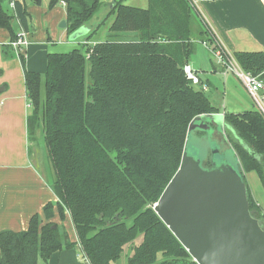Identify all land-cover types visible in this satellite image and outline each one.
<instances>
[{
	"label": "trees",
	"instance_id": "obj_1",
	"mask_svg": "<svg viewBox=\"0 0 264 264\" xmlns=\"http://www.w3.org/2000/svg\"><path fill=\"white\" fill-rule=\"evenodd\" d=\"M13 1L11 12L0 3V28L10 41L16 38L13 19L24 31L30 27L25 0ZM61 1L68 34L101 5L49 0L48 7ZM123 1H114L108 13L114 18L110 30L135 32L137 40L115 34L85 43V51L48 53L43 74L23 68L27 133L31 140L42 128L58 200L31 215L25 230L0 231V264L47 262L53 252L75 245L90 264H120L122 256L124 264H197L152 206L179 166L191 120L218 112L182 70L194 38L211 44L214 39L203 24L195 26L198 17L189 0H148L145 9ZM232 55L264 82V50ZM19 58L24 67L21 53ZM223 121L232 130L225 129V136L245 182L250 215L264 230V212L245 177L255 172L264 191V113L256 107L226 111ZM55 210L61 220L69 212L77 244L52 221Z\"/></svg>",
	"mask_w": 264,
	"mask_h": 264
},
{
	"label": "crops",
	"instance_id": "obj_2",
	"mask_svg": "<svg viewBox=\"0 0 264 264\" xmlns=\"http://www.w3.org/2000/svg\"><path fill=\"white\" fill-rule=\"evenodd\" d=\"M9 1L0 0V3L11 12ZM40 1L41 7H35L32 1L25 0L26 10L30 14V27L26 34L29 42L21 52L24 67L18 53L9 45V32L0 28V231L25 230L31 215L41 214L42 207L48 201L58 200L52 188L53 171L48 156L47 167L43 162V155L38 151L37 141L31 142L27 133L30 106L23 68L43 74L46 70V56L52 51V44L57 41L75 47L85 43L92 45L109 39L108 37L113 38L115 34L120 35L119 32H111L110 26L114 18L108 14L116 0H100V11L98 9L97 15L95 13L81 26L85 33L75 38H71V34L67 33L65 5L59 3L45 11L48 0ZM132 1L124 0L123 4L142 9L148 6V0ZM194 1L196 6L193 11L198 17V20L194 21L195 26L200 27L203 24L207 27L227 51L232 53L238 50H264V0ZM41 12L45 15L40 16ZM62 20L66 22L64 28L60 27ZM11 23L13 30L18 33L21 30L18 21L13 19ZM90 34L92 36L86 40ZM194 39V49L186 63L191 64L198 71L201 80L206 83L207 89L204 92L212 105L218 108L214 115L223 118L226 111L240 112L254 108L255 105L241 81L233 73L224 71L213 59L210 51L198 44L200 40ZM216 126L214 124V129ZM38 136H43L42 130L37 132V138ZM223 139L227 141L225 135L218 140ZM248 174L250 172L245 174L247 181ZM250 189L257 200L251 186ZM257 202L259 203L258 200ZM259 204L264 212V206ZM52 221L63 225L69 240L77 244V235L67 210L64 211L63 220L55 210ZM38 264L90 263L83 259L81 251L75 245L53 252L47 262L39 261Z\"/></svg>",
	"mask_w": 264,
	"mask_h": 264
},
{
	"label": "water",
	"instance_id": "obj_3",
	"mask_svg": "<svg viewBox=\"0 0 264 264\" xmlns=\"http://www.w3.org/2000/svg\"><path fill=\"white\" fill-rule=\"evenodd\" d=\"M60 24L64 28L65 20ZM84 33L81 27L70 37ZM223 127L221 116L202 114L191 120L187 136L193 129L203 135ZM212 143L206 157L198 149L192 156L185 140L179 166L152 208L197 264H264V230L250 215L242 174L213 138ZM215 155L223 160L217 162ZM207 158L210 166L203 167Z\"/></svg>",
	"mask_w": 264,
	"mask_h": 264
},
{
	"label": "rangeland",
	"instance_id": "obj_4",
	"mask_svg": "<svg viewBox=\"0 0 264 264\" xmlns=\"http://www.w3.org/2000/svg\"><path fill=\"white\" fill-rule=\"evenodd\" d=\"M30 1H32V0H30ZM42 1L45 2L46 0H42ZM32 2H33L32 4L35 5V7L36 6L41 7L40 3L37 4L34 1H32ZM129 2H133V1L129 0ZM48 3H49V0H48ZM48 3L46 5V7H45V11H47L49 9ZM59 3H61V2H59ZM59 3H57L56 5H58ZM132 4H136V3H132ZM3 8L5 10H7L6 7H3ZM100 9H99V11H100ZM40 10H41V8H40ZM97 13L98 12H96L95 15H97ZM41 14L45 15V13H43V12L40 13V16H41ZM41 21L43 23V20H41ZM119 34H120L119 36L121 37L120 40H123V41L124 40H127V41L129 40L130 41V40H137L138 39L137 33H135V32H130V33L129 32H119ZM197 43H195V44L197 45ZM198 44L201 45V43H198ZM52 45L53 46H51V50H52L51 52H55V53L69 52V51H71L74 48H81L83 51H85L87 46H89V45L86 46L84 44H77V45H75V47H72V45L68 46V45L62 44V42H58V41L53 43ZM224 128L228 129L229 132L232 131L231 128H229V127H227L225 125H224L223 129ZM39 130H42V128L40 126L36 130L35 137L31 138V142H36L37 141L36 143L38 145V151L43 155V162L48 167V165H47V163H48L47 160L48 159H47L46 148H45V144H44V137L43 136H38V138H37V132ZM227 133H228V131H227ZM206 134H207V136H206ZM224 135H225V130H223V132L222 131L221 132L219 131L217 133L215 132L214 134L211 132V130H209V131L205 132L203 135H199L197 133V130L193 129L191 131V133L189 134V136H187V139H186L187 140V153L189 155H192V156L193 155H197L196 149H198L199 150L198 155H200L202 157L203 156L206 157V154L211 153L213 151V148H214L213 147V143H212V138H213L216 141V145L219 146L218 148L220 149V152H224L225 153V158L231 164H233L235 167H238L237 159H236V157L234 155V152H233L232 148L230 147L229 143L227 141H225L224 139L223 140H218L221 136L224 137ZM215 158H216L217 162H220L221 160H223V158L220 155H215ZM247 182H248L249 187L250 186L252 187V189H253V191L255 193V196H256L257 200L259 201V203H261L262 206H264V191L262 189L260 181L258 180V178H257V176H256V174L254 172H250V174H248V181ZM252 196L254 197L253 194H252ZM140 240H141V238L138 237L137 240L135 241V243L136 242L139 243ZM130 248H131V246H128L124 250L127 255L130 254ZM124 263H125V257L122 256L120 264H124Z\"/></svg>",
	"mask_w": 264,
	"mask_h": 264
},
{
	"label": "built area",
	"instance_id": "obj_5",
	"mask_svg": "<svg viewBox=\"0 0 264 264\" xmlns=\"http://www.w3.org/2000/svg\"><path fill=\"white\" fill-rule=\"evenodd\" d=\"M190 4L195 7V1L189 0ZM64 5L65 3L61 1ZM9 7L14 9V1H9ZM211 33V32H210ZM27 31L20 30L16 33V38L14 40L9 41V45L14 49L18 55L22 52V50L27 46L28 39L26 37ZM212 34V33H211ZM213 36V34H212ZM214 43L211 44L207 40L200 41V43L210 51L213 59L219 66L224 68V71L233 73L242 83L246 93L253 101L255 107L259 109L262 113H264V82L259 78L258 75H254L249 71L243 70L232 53L223 48L215 36H213ZM185 78L190 82L191 85L199 86L200 89L205 91L207 89V85L204 81L201 80L198 71L192 67L191 64L185 63L182 67ZM30 106V104H29ZM81 251V249L79 248ZM81 256L85 261L88 262L86 256L81 251Z\"/></svg>",
	"mask_w": 264,
	"mask_h": 264
},
{
	"label": "flooded vegetation",
	"instance_id": "obj_6",
	"mask_svg": "<svg viewBox=\"0 0 264 264\" xmlns=\"http://www.w3.org/2000/svg\"><path fill=\"white\" fill-rule=\"evenodd\" d=\"M207 162H209V165H207ZM201 164L203 167H209L210 166V160L208 158L206 160H202Z\"/></svg>",
	"mask_w": 264,
	"mask_h": 264
}]
</instances>
